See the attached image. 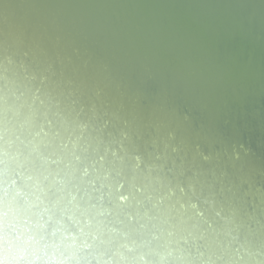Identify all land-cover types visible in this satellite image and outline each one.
<instances>
[{"label":"clouds","instance_id":"obj_1","mask_svg":"<svg viewBox=\"0 0 264 264\" xmlns=\"http://www.w3.org/2000/svg\"><path fill=\"white\" fill-rule=\"evenodd\" d=\"M68 64L0 4V264H264L253 149L167 85L149 100L106 64L91 81Z\"/></svg>","mask_w":264,"mask_h":264},{"label":"bare ground","instance_id":"obj_2","mask_svg":"<svg viewBox=\"0 0 264 264\" xmlns=\"http://www.w3.org/2000/svg\"><path fill=\"white\" fill-rule=\"evenodd\" d=\"M24 9L67 73L97 65L151 100L167 85L175 106L247 144L264 162V0H0ZM55 19L58 27H49ZM104 42V43H103ZM149 69L152 78L145 77Z\"/></svg>","mask_w":264,"mask_h":264},{"label":"water","instance_id":"obj_3","mask_svg":"<svg viewBox=\"0 0 264 264\" xmlns=\"http://www.w3.org/2000/svg\"><path fill=\"white\" fill-rule=\"evenodd\" d=\"M104 43V42H103Z\"/></svg>","mask_w":264,"mask_h":264}]
</instances>
